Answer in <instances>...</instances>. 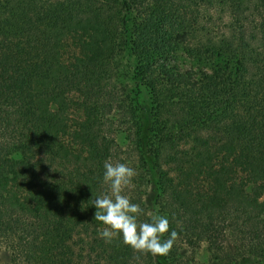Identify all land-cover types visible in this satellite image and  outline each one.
Returning <instances> with one entry per match:
<instances>
[{
	"label": "trees",
	"instance_id": "16d2710c",
	"mask_svg": "<svg viewBox=\"0 0 264 264\" xmlns=\"http://www.w3.org/2000/svg\"><path fill=\"white\" fill-rule=\"evenodd\" d=\"M108 159L168 255L100 238ZM0 264H264V0H0Z\"/></svg>",
	"mask_w": 264,
	"mask_h": 264
},
{
	"label": "clouds",
	"instance_id": "9594fccd",
	"mask_svg": "<svg viewBox=\"0 0 264 264\" xmlns=\"http://www.w3.org/2000/svg\"><path fill=\"white\" fill-rule=\"evenodd\" d=\"M103 166V184L108 186V191L92 199L96 209L94 219L104 226L99 233L100 238L106 243L122 238V243L134 252L151 254L153 257L168 255L178 239L175 231L163 239L169 232V220L164 216L149 214L150 222L138 221L143 209L123 194L137 175L136 170L124 163H114L111 159L106 160Z\"/></svg>",
	"mask_w": 264,
	"mask_h": 264
},
{
	"label": "rangeland",
	"instance_id": "374dc122",
	"mask_svg": "<svg viewBox=\"0 0 264 264\" xmlns=\"http://www.w3.org/2000/svg\"><path fill=\"white\" fill-rule=\"evenodd\" d=\"M146 96H145V94L143 95V98H145ZM204 247H203V245L200 247V250H199V254H198V259H202L203 258V256H205V250L203 249Z\"/></svg>",
	"mask_w": 264,
	"mask_h": 264
}]
</instances>
